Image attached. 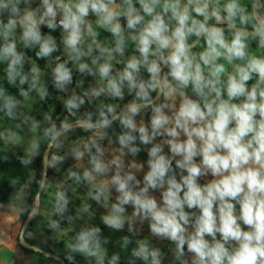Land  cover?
<instances>
[{
    "label": "clouds",
    "instance_id": "clouds-1",
    "mask_svg": "<svg viewBox=\"0 0 264 264\" xmlns=\"http://www.w3.org/2000/svg\"><path fill=\"white\" fill-rule=\"evenodd\" d=\"M41 141L68 264H264V0H0V150Z\"/></svg>",
    "mask_w": 264,
    "mask_h": 264
},
{
    "label": "rangeland",
    "instance_id": "rangeland-1",
    "mask_svg": "<svg viewBox=\"0 0 264 264\" xmlns=\"http://www.w3.org/2000/svg\"><path fill=\"white\" fill-rule=\"evenodd\" d=\"M57 95L53 92L49 100L38 102L25 111H31L32 115L41 120L45 116H50L52 121L59 124L66 116L68 117V114L64 112ZM46 148L47 143L41 141L40 154L29 167L11 160L12 156L23 153L21 147L0 150L5 152V156L10 160L0 161V264H61L52 256L53 254L66 260L68 232L57 234L47 227L48 216L52 211L51 201L56 190L53 185H48V178L47 186L41 194L39 212L31 220L24 234L27 242L44 250L45 253L25 247L20 241L24 224L36 210V196L43 176V163L39 165L38 159L44 155ZM51 182L52 178L50 184ZM17 207H23L24 211H16Z\"/></svg>",
    "mask_w": 264,
    "mask_h": 264
},
{
    "label": "crops",
    "instance_id": "crops-1",
    "mask_svg": "<svg viewBox=\"0 0 264 264\" xmlns=\"http://www.w3.org/2000/svg\"><path fill=\"white\" fill-rule=\"evenodd\" d=\"M68 118H71L68 114ZM79 134V133H77ZM75 135L76 134H73L72 136L69 137V139H75ZM56 150L54 149L53 152H55ZM52 152V154H53ZM73 165V161L69 160L67 161L62 167L60 168H57V169H53L51 168V172L49 173V176H48V185L49 186H54V188L56 189L57 186H63V187H66L68 189V194L69 196L72 198V205L71 207L75 208V207H78L80 204H81V201L83 200L84 196H85V193H86V189L83 187V186H75V185H72L71 181H68L67 178H66V169L68 167H71ZM51 178H52V182L50 184V181H51ZM93 210H94V213H95V218L93 219V223H96V224H99L100 221H99V216L100 214L102 213L103 209L97 207L95 204H93ZM62 227H66V225H62ZM101 227L103 228V225H101ZM104 234L107 235V236H110V238L113 240V241H116L120 238V236L126 234V233H120V232H111L110 230L108 229H104ZM145 235L147 234V229L145 228ZM68 236H69V240L72 236V232H68ZM112 246L110 245V248ZM112 250H118L116 248H112Z\"/></svg>",
    "mask_w": 264,
    "mask_h": 264
},
{
    "label": "water",
    "instance_id": "water-1",
    "mask_svg": "<svg viewBox=\"0 0 264 264\" xmlns=\"http://www.w3.org/2000/svg\"><path fill=\"white\" fill-rule=\"evenodd\" d=\"M50 151H51V150H49L48 148H46L45 151H44V155H43V176H42V180H46V181H47V178H48V172H49V167H47L46 159H49V158H50ZM43 190H44V189H43ZM43 190L41 189V186H40L39 191H38L37 196H36V210H35V213H36V214H34V215L32 214L31 217H30V219L24 224V227H23V229H22V231H21V234H20V241H21L22 245H24L25 247H28V248H30V249H32V250H35V251H40V252L45 253L44 250H42V249H40L39 247H37V246H35V245H33V244L27 242V241L24 239V234H25V232H26V230H27V228H28V226H29L31 220H32L34 217H36L37 214H38V212H39V209H40L41 194L43 193ZM52 256H53L55 259L59 260V261L61 262V264H67V261H66L63 257H61V256H59V255H57V254H53Z\"/></svg>",
    "mask_w": 264,
    "mask_h": 264
},
{
    "label": "trees",
    "instance_id": "trees-1",
    "mask_svg": "<svg viewBox=\"0 0 264 264\" xmlns=\"http://www.w3.org/2000/svg\"><path fill=\"white\" fill-rule=\"evenodd\" d=\"M65 112V110H64ZM53 149L50 152V156L52 155ZM23 155V153H18L14 156L11 157V160H14L16 163H21L20 162V157ZM0 161H10L9 159H7V157L5 156V152L0 151ZM41 163H43V155L38 159V164L40 165ZM30 165H27L26 167H29ZM51 172V169H49L48 172V176L49 173Z\"/></svg>",
    "mask_w": 264,
    "mask_h": 264
}]
</instances>
